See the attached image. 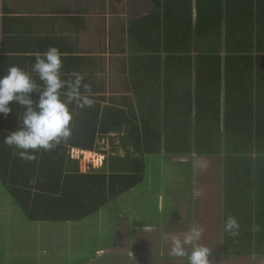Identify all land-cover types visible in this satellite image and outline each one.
Instances as JSON below:
<instances>
[{
  "label": "trees",
  "instance_id": "trees-1",
  "mask_svg": "<svg viewBox=\"0 0 264 264\" xmlns=\"http://www.w3.org/2000/svg\"><path fill=\"white\" fill-rule=\"evenodd\" d=\"M143 6L145 14L127 24L125 79L111 85L110 101L107 88L96 93L95 83L84 82L93 103L69 105L67 140L22 159L3 136L21 126L24 109L13 103L9 114H0V186L12 204L0 225V264H37L35 256L28 262L16 253L31 243L16 233L22 225L48 227L49 239L58 235L64 242L55 252L70 251L73 243L68 257L86 264L119 243L128 250L154 247L129 238L152 207L162 224L176 216L161 211L162 203L180 206L172 233L185 232L184 198L162 202L152 196L161 185L146 173V160L162 154L223 158L222 209L199 243L211 249L212 264H264V0H145ZM23 53L0 50V74L12 65L30 71L33 62L18 56ZM120 84L124 97L116 89ZM73 150L104 159L80 173ZM230 216L239 224L236 235L222 231Z\"/></svg>",
  "mask_w": 264,
  "mask_h": 264
},
{
  "label": "crops",
  "instance_id": "crops-1",
  "mask_svg": "<svg viewBox=\"0 0 264 264\" xmlns=\"http://www.w3.org/2000/svg\"><path fill=\"white\" fill-rule=\"evenodd\" d=\"M143 4L145 0H0V50L24 51L18 56L33 62L35 51H44L49 46H55L63 54L62 72L64 75L62 78L69 79L72 73H80L85 76L84 82L95 83L93 89L96 93H101L107 88L105 99L110 101L114 94H108L110 87L105 85L107 82L104 77L105 68L113 62L118 66L119 78L120 76L125 77L123 72L126 70L128 57L126 51L127 24L130 18L145 14ZM119 80L116 78L115 82ZM100 84L102 86L99 87ZM121 88L120 84L116 89L120 91L119 96L124 97ZM94 97L96 98L97 94ZM73 151L80 154L85 153L84 155L94 154ZM96 156L100 155L96 154ZM100 159L103 161L104 157L100 156ZM200 159H211L216 163L213 172L215 177L212 180L217 189L215 193L220 200L219 213L224 199V161L222 157L162 154L146 160V173L151 178L157 176L160 179L158 184L161 185L154 190L153 185H149L148 191L153 190L152 194L157 193L162 202L164 198L176 200L184 198L185 207L183 209L187 213L186 219L182 221L184 231H187L188 227L194 223L193 216L199 206L196 205V200L203 181V178L199 176L198 161ZM101 164L102 162L100 166ZM154 164L156 166H153ZM161 166L168 167V173L157 169ZM166 203L172 204L171 202ZM179 207L178 204L162 203L159 207L161 211L171 210L176 216H167L163 224L161 221H156L154 215L144 216V222L142 220L136 227L137 233L129 238V242L155 243L154 247L147 246L141 251L100 250L93 264H121V261L125 264H137L135 260L138 257L143 260L141 264H177L172 262L173 260L181 262L183 258L171 257L168 254L169 250L165 248L167 243L170 244L169 238L173 235L175 224L180 221L178 219L180 217ZM152 209L153 207L149 211ZM203 226L205 227L202 228V235L205 236L204 230L207 224ZM73 251L67 250V252H56V254L70 256ZM74 258H76L75 264L89 262L84 261L83 263L78 261V257H71L72 260Z\"/></svg>",
  "mask_w": 264,
  "mask_h": 264
},
{
  "label": "clouds",
  "instance_id": "clouds-1",
  "mask_svg": "<svg viewBox=\"0 0 264 264\" xmlns=\"http://www.w3.org/2000/svg\"><path fill=\"white\" fill-rule=\"evenodd\" d=\"M62 56L57 47L49 46L33 53L30 71L12 65L0 74V114H9L12 111L9 105L13 103L24 109L21 126L3 136V143L14 147L22 159H33L35 152L50 151L71 136L70 104L82 109L93 103L91 88L84 83L82 74L72 73L71 78H62ZM32 73L42 82V90ZM34 93H38L35 100ZM221 227L223 232L236 235L239 224L230 216L222 221ZM202 233L201 226L193 223L182 234L172 235L168 254L186 258L188 264H212L211 249L199 243ZM189 248L191 251H186Z\"/></svg>",
  "mask_w": 264,
  "mask_h": 264
},
{
  "label": "rangeland",
  "instance_id": "rangeland-1",
  "mask_svg": "<svg viewBox=\"0 0 264 264\" xmlns=\"http://www.w3.org/2000/svg\"><path fill=\"white\" fill-rule=\"evenodd\" d=\"M117 69L118 66L116 64H113V62H110V66L105 68V72H104V77L106 79L107 82H105V85L108 87H110L111 89V85H115V81L116 78L117 79H121L122 76H120L117 73ZM85 153H79V152H71V156L75 159L78 160V165H77V169L80 173L83 172H87L89 170H91L92 168H96L100 166V163L102 162V159H100V156H96V154H91L93 155L92 159H90L89 157L84 155ZM96 157V158H95ZM198 165L200 167L199 170V176L200 178H203L202 181V185L201 188L199 189V193H198V199L197 204L198 206V210L196 211V214L193 216V222L200 224L201 228H204L205 224H207V228L209 229L212 224V215L215 214H219L218 213V208L220 207V200L217 197V194L215 193V191L217 190L215 188V184L213 183L214 180H212L215 175L213 174L215 167H216V163L214 160L211 159H200L198 161ZM153 166H156L155 164ZM162 172H167L168 173V167H159L157 168ZM157 171V170H154ZM156 177V176H155ZM202 180V179H201ZM152 196H155V194H152ZM6 194L3 192L1 186H0V225H6V220L7 217L9 216L10 212V204L6 198ZM218 198V199H217ZM155 198H153L154 200ZM12 206V204H11ZM182 207H185L184 204ZM107 212H109V210H107ZM151 214L154 213L153 210L150 211ZM158 214V212H155ZM10 219V218H9ZM47 226V225H45ZM53 226V225H52ZM18 227V226H17ZM17 227L15 228L16 233H19L20 236H28L29 240L31 243L34 244L33 245H29L31 243H26L24 246H28L27 248H22L24 249L23 251H17L16 253L21 256L22 258H24L26 261L28 262H33L35 261L37 264H65V263H71V264H75L76 258H74L73 260L70 259V257L68 256H63L61 253L58 255L56 254L55 250H56V246L58 244L64 245L63 241H60V239L57 237H53L54 240L49 239V236H51L53 233L52 230L48 231V227H44V225H34V224H30V225H22L21 229H17ZM1 231V229H0ZM10 233V231H8ZM12 232V231H11ZM2 233H6V227H4ZM28 233V234H27ZM89 233V232H88ZM65 237V236H64ZM89 240V239H88ZM9 241V239H8ZM90 241V240H89ZM205 241V240H203ZM1 246H5L2 242H0ZM153 244V243H150ZM86 245V244H85ZM84 245V246H85ZM89 245H94V243H90ZM70 249V251H73V249L75 248L73 243H68L67 245ZM144 246H146V244H144ZM151 247H153V245H151ZM165 248H167V250H169L170 248V244L167 243L165 245ZM20 249V248H19ZM125 251L127 250V248L119 243V248L115 249V251ZM8 252V251H6ZM10 253V252H8ZM15 253V254H16ZM125 255V254H123ZM31 256H35L34 259L35 260H31ZM254 258V257H253ZM81 261V260H79ZM16 262V261H15ZM172 262L177 263V264H188L185 260H181V262H177L176 260H173ZM17 263V262H16ZM124 263L123 261H121V264ZM260 262L255 261V259H249V260H245L243 264H258ZM263 263V262H262ZM118 264V263H117ZM125 264V263H124Z\"/></svg>",
  "mask_w": 264,
  "mask_h": 264
},
{
  "label": "bare ground",
  "instance_id": "bare-ground-1",
  "mask_svg": "<svg viewBox=\"0 0 264 264\" xmlns=\"http://www.w3.org/2000/svg\"><path fill=\"white\" fill-rule=\"evenodd\" d=\"M85 156H87V157H89L91 159L93 155L86 153Z\"/></svg>",
  "mask_w": 264,
  "mask_h": 264
}]
</instances>
